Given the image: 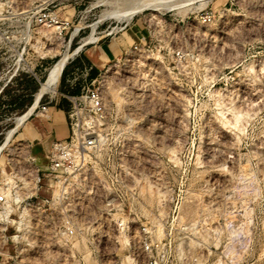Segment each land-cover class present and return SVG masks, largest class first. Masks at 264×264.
I'll return each mask as SVG.
<instances>
[{"label": "rangeland", "instance_id": "374dc122", "mask_svg": "<svg viewBox=\"0 0 264 264\" xmlns=\"http://www.w3.org/2000/svg\"><path fill=\"white\" fill-rule=\"evenodd\" d=\"M197 1L126 20L109 16L115 0H0V264H264V0ZM134 21L141 43L90 84L99 148L82 171L45 175L54 140L38 103L78 44Z\"/></svg>", "mask_w": 264, "mask_h": 264}, {"label": "built area", "instance_id": "2783aa9c", "mask_svg": "<svg viewBox=\"0 0 264 264\" xmlns=\"http://www.w3.org/2000/svg\"><path fill=\"white\" fill-rule=\"evenodd\" d=\"M196 16L202 23H208L212 18L208 11L199 10ZM36 20L46 27L61 28L68 24L67 19L58 18L50 12H39ZM64 99L68 107V133L64 139L52 142L45 174L51 175L52 178L56 177L58 172L82 171L85 159L90 158L100 146V126L105 120V107L97 88L87 85L78 95H64ZM37 109L45 112L48 105L39 103ZM5 200V194L0 191V203H4ZM58 228L64 233L72 234L74 230L72 219L69 217L64 219ZM144 248L150 249L148 243H144Z\"/></svg>", "mask_w": 264, "mask_h": 264}, {"label": "crops", "instance_id": "0c3cea01", "mask_svg": "<svg viewBox=\"0 0 264 264\" xmlns=\"http://www.w3.org/2000/svg\"><path fill=\"white\" fill-rule=\"evenodd\" d=\"M142 37V29L137 21H134L126 28L122 38L118 37L115 40L110 38L85 48L84 44H78L75 56L71 57L63 68L57 96L54 99L49 98L51 104L48 110L51 121L43 129V134L46 132L53 134V140L64 139L68 133L67 108L64 106L67 101L64 95H78L82 88L90 85L99 75L101 66L126 53L128 47L139 45Z\"/></svg>", "mask_w": 264, "mask_h": 264}, {"label": "bare ground", "instance_id": "6f19581e", "mask_svg": "<svg viewBox=\"0 0 264 264\" xmlns=\"http://www.w3.org/2000/svg\"><path fill=\"white\" fill-rule=\"evenodd\" d=\"M115 1L118 3V7L115 9H111L110 12L108 13L109 16L118 17L121 13H124L126 20H127L132 15H134L135 13H137L143 9L156 10L158 8H166V9H176V11H177V10H179V8L186 6L187 4L192 3L194 0H115ZM195 1H197V0H195ZM64 62H65L64 59L61 61L59 60V62L55 63L53 68H52L51 77H50V81H49V83L52 85V87L50 86L51 89H54L53 85H56V83H57L60 71L64 66ZM42 86H45V85H42ZM43 90H44V92L46 90H48L47 86L43 87ZM46 92H48V91H46ZM39 96H40L39 93L36 95V97L34 96L35 101H34L33 106H31L30 109L25 112V114L23 113V115H21L19 120L23 121V119L26 117V115L30 114L32 109L35 108L34 106L36 105V103L39 99Z\"/></svg>", "mask_w": 264, "mask_h": 264}, {"label": "trees", "instance_id": "16d2710c", "mask_svg": "<svg viewBox=\"0 0 264 264\" xmlns=\"http://www.w3.org/2000/svg\"><path fill=\"white\" fill-rule=\"evenodd\" d=\"M63 72H64V69H63ZM62 72V73H63ZM7 86V85H6ZM5 89V87H4ZM31 101H32V98L28 97L26 99H23L20 103H19V108L20 109H24L25 107H27L28 105L31 104Z\"/></svg>", "mask_w": 264, "mask_h": 264}]
</instances>
